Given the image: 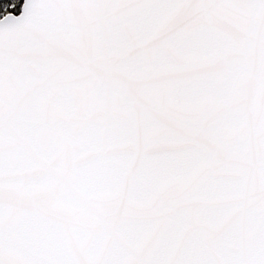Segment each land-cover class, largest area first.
Listing matches in <instances>:
<instances>
[{
  "label": "snow or ice",
  "instance_id": "1",
  "mask_svg": "<svg viewBox=\"0 0 264 264\" xmlns=\"http://www.w3.org/2000/svg\"><path fill=\"white\" fill-rule=\"evenodd\" d=\"M0 264H264V0H0Z\"/></svg>",
  "mask_w": 264,
  "mask_h": 264
}]
</instances>
